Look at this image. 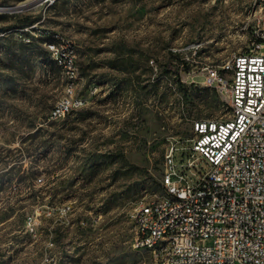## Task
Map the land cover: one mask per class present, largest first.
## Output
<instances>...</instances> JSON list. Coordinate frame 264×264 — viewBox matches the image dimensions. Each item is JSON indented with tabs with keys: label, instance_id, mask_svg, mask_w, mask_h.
Returning <instances> with one entry per match:
<instances>
[{
	"label": "rangeland",
	"instance_id": "obj_1",
	"mask_svg": "<svg viewBox=\"0 0 264 264\" xmlns=\"http://www.w3.org/2000/svg\"><path fill=\"white\" fill-rule=\"evenodd\" d=\"M248 3L0 0L1 8L29 4L0 10V27L15 26L0 44V77L13 79L4 85L0 78V222L17 228L27 213L41 221L37 237H13L18 252L0 251V264H36L46 251L58 264H151L149 251L133 247V210L144 196L164 192L172 136H189L195 122L229 115L207 75L248 19ZM27 15L39 30L27 25ZM56 34L76 47L85 101L59 121L49 113L64 94L65 71L50 55L47 64L27 63L30 46L47 51L42 40ZM12 55L19 60L9 67ZM43 124L62 136L69 131L47 153L36 148L41 136L26 138ZM68 145L72 154L65 153ZM175 156L183 160L181 151ZM5 242L0 238V246Z\"/></svg>",
	"mask_w": 264,
	"mask_h": 264
},
{
	"label": "built area",
	"instance_id": "obj_2",
	"mask_svg": "<svg viewBox=\"0 0 264 264\" xmlns=\"http://www.w3.org/2000/svg\"><path fill=\"white\" fill-rule=\"evenodd\" d=\"M247 9L237 37L224 42L229 52L223 62L207 75L229 115L195 122L189 136H172L164 154V192L144 196L133 210V247L149 251L151 264H264V0H249ZM45 46L66 75L64 94L49 113L59 121L85 104L78 93V54L58 34ZM40 225L33 213L17 228L0 222V238L7 239L0 251L17 253L13 237L35 238ZM36 264H58V258L46 251Z\"/></svg>",
	"mask_w": 264,
	"mask_h": 264
},
{
	"label": "trees",
	"instance_id": "obj_3",
	"mask_svg": "<svg viewBox=\"0 0 264 264\" xmlns=\"http://www.w3.org/2000/svg\"><path fill=\"white\" fill-rule=\"evenodd\" d=\"M25 19H26V23L28 26H33L35 21H37V19L32 17V15H27L25 17ZM14 27L15 26H11L9 28L0 27V44H1V41L4 39V35H1V34L6 32L7 30H9L11 28H14ZM32 30L37 31L39 29L36 26H33ZM30 36H31V40H38V39H35L34 35H30ZM49 41H51V40H49ZM42 42H48V41H47V39H44V41L42 40ZM30 47L31 48H30V51H29V54L27 57V63L30 65H34L35 63L47 64L48 59H49L48 51H46L43 47H40V45H36L34 48L32 46H30ZM8 48H9V50H11L10 47H8ZM170 53L172 56L177 57V54L175 51H170ZM10 60H12V61L10 62V64H8V65H10L9 67H14L15 63H12L13 60L17 61V60H19V57L15 58L14 55H12ZM0 78L3 81L4 85H8V83L13 82L12 76H4V77H0ZM74 111L75 110H73L72 112H74ZM52 124L54 125L56 123L52 122L51 126H53ZM65 124L68 125L69 123L66 122ZM68 132L69 131L66 132V135L62 136V133H59V131L57 132L56 128L47 129V128H45V125L43 124V125L38 126L36 129L30 128L28 130V135L26 138L33 139V138L37 137L38 135L41 136V139H39V141L36 145V148H37V150H41L42 152L47 153L49 151V149L51 148V146H54V142L56 141L55 139L59 138V136H62L61 138H66V136L69 134ZM26 138H24L22 141H24ZM66 140H67V138H66ZM68 146H71V147H65V153L72 154V152H73L72 148L73 147H72V145H68ZM26 152L28 154L29 150L27 149ZM24 154H26V153H24ZM37 195H38L37 192H33L32 196H30V197L32 198V197H35Z\"/></svg>",
	"mask_w": 264,
	"mask_h": 264
},
{
	"label": "water",
	"instance_id": "obj_4",
	"mask_svg": "<svg viewBox=\"0 0 264 264\" xmlns=\"http://www.w3.org/2000/svg\"><path fill=\"white\" fill-rule=\"evenodd\" d=\"M29 4H23V5H19V6H13V7H9V8H1L0 10H12V11H18V10H22L26 7H28Z\"/></svg>",
	"mask_w": 264,
	"mask_h": 264
}]
</instances>
